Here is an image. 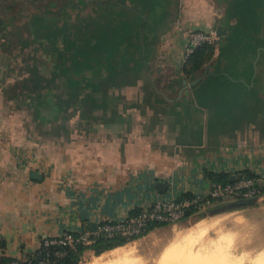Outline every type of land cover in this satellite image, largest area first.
I'll use <instances>...</instances> for the list:
<instances>
[{
	"label": "crops",
	"instance_id": "obj_1",
	"mask_svg": "<svg viewBox=\"0 0 264 264\" xmlns=\"http://www.w3.org/2000/svg\"><path fill=\"white\" fill-rule=\"evenodd\" d=\"M64 2L75 11L82 3L94 9V23H123L117 32L124 31V39L113 33L104 60L115 57L127 66H123L121 81L109 84L104 101H94V124L81 132L48 129L37 135L35 127L17 124V116L9 110L11 101L1 96L0 88L2 258H31L44 237L91 232L103 222L125 221L157 199L206 195L211 185L208 172L234 177L247 170L264 177V90L257 83L256 69L259 52L251 47L244 66L225 68L219 49L228 35L226 14L220 7L224 1ZM217 29L225 34L217 37L212 59L186 75L184 33L199 30L216 35ZM207 65L206 76L179 97L182 81L196 79ZM161 80L166 81L163 87ZM39 120L43 124L52 121ZM32 171L41 179H31ZM158 183L165 186L159 189ZM261 201L264 195L250 206L225 203L213 215L254 207ZM202 212L155 227L99 256L86 249L81 264H94L107 253H120L145 240L157 239L154 244L163 249L186 236L192 218ZM137 259L142 256L137 254Z\"/></svg>",
	"mask_w": 264,
	"mask_h": 264
},
{
	"label": "rangeland",
	"instance_id": "obj_2",
	"mask_svg": "<svg viewBox=\"0 0 264 264\" xmlns=\"http://www.w3.org/2000/svg\"><path fill=\"white\" fill-rule=\"evenodd\" d=\"M222 2L228 35L219 49L225 68L244 66L251 47L258 48L257 83L264 90V0ZM86 6L82 3L75 11L64 0H0L1 96L11 101L9 110L17 116V124L35 127L37 135L48 129L89 130L94 101H104L109 84H118L127 66L115 57L104 60L113 33L124 39L125 32H117L123 23H94V9ZM165 84L160 81L161 87ZM48 115L52 121L41 123L39 119ZM233 202L234 196H227L211 203L192 218L186 236L163 249L154 244L157 239L145 240L123 252L107 253L102 260L121 257L120 264H159L167 254L164 264H255L264 258V202L220 215L210 213Z\"/></svg>",
	"mask_w": 264,
	"mask_h": 264
},
{
	"label": "built area",
	"instance_id": "obj_3",
	"mask_svg": "<svg viewBox=\"0 0 264 264\" xmlns=\"http://www.w3.org/2000/svg\"><path fill=\"white\" fill-rule=\"evenodd\" d=\"M186 47L183 62L202 45H214L216 37L205 31L188 30L184 33ZM263 178L240 177L224 185L211 183L206 195L195 194L179 199H157L149 207L125 221H107L99 224L94 231L80 233L63 232L56 237H44L39 242L36 260L9 259L0 264H54L56 260L65 257L68 251H76L78 246L90 247L96 239L140 238L151 224H174L186 217L190 211L201 212L214 200L227 196L240 197L243 200L263 196ZM39 258V259H38Z\"/></svg>",
	"mask_w": 264,
	"mask_h": 264
},
{
	"label": "trees",
	"instance_id": "obj_4",
	"mask_svg": "<svg viewBox=\"0 0 264 264\" xmlns=\"http://www.w3.org/2000/svg\"><path fill=\"white\" fill-rule=\"evenodd\" d=\"M29 1H31V0H21L22 3H28ZM214 52H215L214 45H202V46L198 47L189 56V58L187 59V61L185 63V68H184L185 74L190 75V74H193V73H196L197 71H199L205 64H207L212 59ZM46 117L52 118L50 115L44 116V118H46ZM241 176L246 177V178H258L257 176H255L254 174H252L250 171H247V170L240 171V172L236 173L234 175V179H232V177L230 175H226V174H214V173H210V172L206 173V177L211 181V183L221 184V185H224L226 183H231L234 180H238ZM262 193L264 195V185L262 186ZM187 196H189V195L186 194V195L182 196L181 198L187 197ZM234 200L236 202L243 201V199H241L240 197H236V196L234 197ZM220 201H222V199H217V200H214L213 202H220ZM223 207L224 206H222L220 208V210ZM192 212H195V211H190L186 215V217H188ZM210 213L216 214V213H218V210L212 209L210 211ZM134 215H136V214H134ZM160 226H164V224H151V225H149L146 228V232L144 235H146L153 228L160 227ZM135 239L136 238H131V239H123V238L103 239V238H99V239H96L94 244L91 245L90 247L78 246L76 251H72V250L68 251L67 254L65 255V257H63L62 259L56 260L54 264H81L82 253L86 249H92L94 251L95 256H99L100 254H102L105 251L112 250L116 247L123 246V245H125V244H127V243H129ZM31 258L33 261L36 260V256H33ZM7 261H9V259L2 258V262H7Z\"/></svg>",
	"mask_w": 264,
	"mask_h": 264
},
{
	"label": "water",
	"instance_id": "obj_5",
	"mask_svg": "<svg viewBox=\"0 0 264 264\" xmlns=\"http://www.w3.org/2000/svg\"><path fill=\"white\" fill-rule=\"evenodd\" d=\"M225 32L222 31L221 29H217L216 30V37H221L222 35H224ZM208 65L206 67L203 68V71H202V75H200L199 77H197L196 79L190 81V82H187L186 80H183L182 81V87L181 89L179 90V97L182 95L183 91L191 88V87H194L196 86L207 74L208 72ZM30 178L31 179H34V180H40L41 179V176L37 173V172H30ZM232 179H234V177H232ZM165 185L163 183H158L157 184V187L160 189L161 187H164ZM257 201V198H252V199H248V200H243V201H238V202H235L234 204L235 205H240V206H250V205H254ZM94 231V230H92ZM39 259V258H38Z\"/></svg>",
	"mask_w": 264,
	"mask_h": 264
},
{
	"label": "bare ground",
	"instance_id": "obj_6",
	"mask_svg": "<svg viewBox=\"0 0 264 264\" xmlns=\"http://www.w3.org/2000/svg\"><path fill=\"white\" fill-rule=\"evenodd\" d=\"M120 248H121V247H120ZM121 251H122V250H121ZM122 252H123V251H122ZM116 253H117V252H116ZM125 255H126V254H125ZM166 255H167V254H165L164 256H161V258L159 259V260H160V263L158 262L159 264H164V263H165L166 260H164V258L166 257ZM168 255H169V254H168ZM122 256H123V254H122ZM115 257H116V256H115ZM218 257H219V256H218ZM188 258H189V257H187V259H188ZM98 259H99L98 262H94V264H108V263H106V262H103L101 257H99ZM121 259H122L121 257H120V258L118 257V258L115 260V262H111V263H109V264H113V263H114V264H115V263H116V264H119V263H117V262H119ZM177 259H178V258H177ZM194 259H195V258H194ZM122 260H124V259H122ZM159 260H158V261H159ZM199 260H200V259L197 260V263H198ZM181 261H182V260H181ZM189 261H190V260H189ZM206 261H207V260H206ZM227 261H228V260H227ZM166 262H167V261H166ZM170 262H171V261H170ZM177 262H178V261H177ZM190 262H191V261H190ZM203 262H204V261H203ZM192 263H193V260H192ZM187 264H188V263H187ZM227 264H228V263H227ZM234 264H235V263H234ZM255 264H264V258H262V259L259 258V259L256 261Z\"/></svg>",
	"mask_w": 264,
	"mask_h": 264
}]
</instances>
